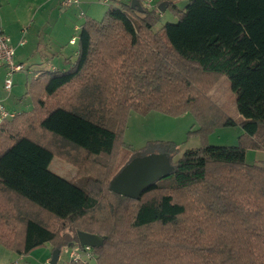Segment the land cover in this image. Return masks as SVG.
Segmentation results:
<instances>
[{"label":"trees","instance_id":"obj_1","mask_svg":"<svg viewBox=\"0 0 264 264\" xmlns=\"http://www.w3.org/2000/svg\"><path fill=\"white\" fill-rule=\"evenodd\" d=\"M140 2L143 12L118 2L85 18L73 65L32 79L31 109L0 123V244L61 253L84 231L103 239L94 264H264V164L245 160L264 150V0L169 2L177 21L159 28L157 7ZM222 75L242 117L238 144L172 161L174 142L149 141L169 171L136 198L111 191L131 112H191L202 138L236 126L209 96ZM54 156L74 177L49 169Z\"/></svg>","mask_w":264,"mask_h":264},{"label":"rangeland","instance_id":"obj_2","mask_svg":"<svg viewBox=\"0 0 264 264\" xmlns=\"http://www.w3.org/2000/svg\"><path fill=\"white\" fill-rule=\"evenodd\" d=\"M56 1L59 2V0H41L33 1L29 4V16L22 23L18 24L15 29L19 39L24 37L26 40L23 49H26L32 43V41H35V43L37 41L39 42V47L40 50L42 49V52L47 51L49 53L50 50L54 51L53 49H55L57 55L62 56V54H60V42L56 40L59 20L57 21L56 16L53 17L51 12L58 11V13H63L65 12L64 10L74 12V10H76V5L72 8L68 7V9L61 6L59 8H54L53 6ZM104 1L106 0H80L82 10L87 14L86 18L94 17L93 19H100L109 5L120 4L116 2V0H107L106 2ZM117 1L125 4L131 2V0ZM159 1L160 3L158 4ZM187 1L188 0H153L154 7H157L156 10L160 4H167L165 10L163 12H159V21L155 28H159L165 22L177 21L178 16L172 9L173 7L169 6V2H174L176 11H178L186 5ZM74 18H76L74 23L78 25L80 29L84 19L78 18L77 15H75ZM65 19L66 17L61 19V22L65 21ZM50 20L52 23L51 26H53V28H51L48 24ZM78 34L79 30H74L73 27L71 28L70 33L64 34L65 41L62 44H65V52H63V54H68V59H74L75 52L77 51V43L76 45H71L69 44L68 39H70L71 36H74L77 39ZM48 46L52 49H48ZM61 61L62 59H59V61L54 60V65L56 67L63 65ZM70 65L71 63L67 64V66L65 64V67H70ZM5 72V69L0 67V93L3 97H6V95L9 96V99L5 103L6 106L8 109L18 112L28 110L29 108L27 103L31 105V100L28 96L24 95L26 91L24 83V80L26 79V71L23 70L21 72L14 73V83L16 81L18 82L17 84H13L14 86L11 90L12 94H10L11 92H6L2 87ZM209 96L229 117H231L236 122V126L216 128L213 132L202 138L198 134L194 133V131L198 128V122L191 112H186L181 115H167L157 111H151L146 115L131 112L127 119L125 129L122 132V140L126 145L129 146V150H123L120 153L114 174L118 175L128 163L135 161L138 157H142L145 154L153 152L161 153L163 150H165V147L160 146L159 144L148 145L149 141L174 142L177 145V149L175 153H172L171 155L172 161H175L185 150L199 147L202 144L216 146L237 145L239 133L242 130L239 126L241 116L237 111L235 94L230 88L229 79L226 75H222L219 78L218 82L210 91ZM247 152L248 153L245 157L247 163L264 164V150L261 151L248 149ZM49 169L65 179H71L76 173V168L72 164L56 156H54L50 162ZM46 247L48 248V254L52 255L53 251L51 250V247L49 245H46ZM39 248L38 250H41ZM68 251V247L61 250L57 264H67L69 262ZM41 261L36 259L32 264H41ZM90 263L94 264L93 258L90 260ZM18 264L27 263L25 260H19Z\"/></svg>","mask_w":264,"mask_h":264},{"label":"crops","instance_id":"obj_3","mask_svg":"<svg viewBox=\"0 0 264 264\" xmlns=\"http://www.w3.org/2000/svg\"><path fill=\"white\" fill-rule=\"evenodd\" d=\"M33 1H41V0H0V24L4 32L9 36L11 44L15 48V55H14L15 60L14 61L17 63L24 64L26 69H28L25 73V76H26V79L24 80L25 90L27 88L28 83L32 79L37 77L40 73H43L48 70H54V69L65 70L69 68V66L65 67V64L66 66L69 63H71L70 66L73 65L75 58H76L77 51L75 52L74 59H68V54L66 53L63 54V52H65V49H64L65 44H62L65 41L64 34L70 33L72 27L74 30H79L78 25L74 23V20L76 19L74 18L75 15H77L78 18L80 19H85L87 16V14L82 10L81 2H80V5L78 4V6L74 5L76 8L74 12H70L69 10H64L65 12L63 13H58V11L51 12V15L53 17L56 16L57 21L59 20L58 27H57V33H56V40L60 42L59 47H61L60 54H62V56H58L55 49H53L54 51L50 50L49 53L47 51L42 52V49L40 50V47H39V42L37 41L36 43L35 41H32V43L26 49H23V47L25 46L26 40L23 45H19L20 39L15 29L18 24L22 23L29 16V8H30L29 4ZM116 2H119V1L116 0ZM74 6H71L69 8H72ZM53 7L54 8L60 7L58 1H56ZM64 17H66L65 21L61 22V19H64ZM68 19H69V22H68ZM51 20L48 24L51 28H53V26H51L52 24ZM72 37L74 36H71V38ZM71 38L68 39L69 44H71L70 43ZM71 45H76V44H71ZM49 48L52 49L51 47L48 46V49ZM59 59H62L61 62L63 63V65L56 67L54 65V60L59 61ZM17 82L18 81H16L15 83L17 84ZM15 83L13 80V84ZM10 94H12V92ZM8 99H9V96L6 95V97H3L0 93V101L5 105L7 109L8 107L6 106L5 103L7 102ZM27 106L29 108L28 110H30L31 105L27 103ZM10 111L19 113L18 111H15V110H10ZM241 120H242V117H241ZM242 133L243 131L241 130L239 135H241ZM247 153L248 152L246 151V154ZM246 154H245V157H246ZM46 245H49L51 247V245L47 243L41 246V248L38 247L41 250H38V248H36L30 251L26 255H19L5 248L3 245L0 244V264H18L19 260L20 261L25 260L27 264H32L33 261L36 259L40 261L42 260L41 264H46V263L48 264L51 259V255L48 254V250H47L48 248L46 247ZM51 250H52V247H51ZM58 261H59V258H58Z\"/></svg>","mask_w":264,"mask_h":264},{"label":"water","instance_id":"obj_4","mask_svg":"<svg viewBox=\"0 0 264 264\" xmlns=\"http://www.w3.org/2000/svg\"><path fill=\"white\" fill-rule=\"evenodd\" d=\"M166 5V3L160 4L158 11L163 12ZM130 6L139 12L144 11L140 0H131ZM168 163L169 157L165 152H153L138 157L135 161L128 163L118 175L114 176L111 182V191L128 198H136L147 184L169 171L170 165ZM77 237L79 245L82 247L88 245L95 248L103 243L100 236L89 232L77 231ZM59 254L60 250L54 249L49 264H56Z\"/></svg>","mask_w":264,"mask_h":264},{"label":"built area","instance_id":"obj_5","mask_svg":"<svg viewBox=\"0 0 264 264\" xmlns=\"http://www.w3.org/2000/svg\"><path fill=\"white\" fill-rule=\"evenodd\" d=\"M107 1V0H106ZM104 1V2H106ZM143 5L147 8L154 7L153 0H143ZM59 5L63 8H68L80 3V0H59ZM77 39L74 37L70 40L71 44H76ZM25 43V38L19 40V45ZM15 48L11 44L9 36L4 32L0 24V67L5 69V77L3 81V89L6 92H11L13 87V75L16 72L27 71L25 65L14 61ZM16 113L8 110L0 101V123L6 119L13 118ZM69 261L89 263L93 258L92 247L85 245H73L68 247Z\"/></svg>","mask_w":264,"mask_h":264}]
</instances>
